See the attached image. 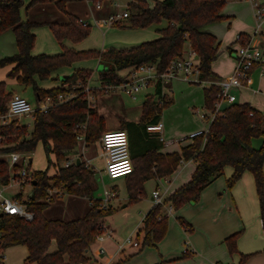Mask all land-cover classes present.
Wrapping results in <instances>:
<instances>
[{"label": "trees", "instance_id": "1", "mask_svg": "<svg viewBox=\"0 0 264 264\" xmlns=\"http://www.w3.org/2000/svg\"><path fill=\"white\" fill-rule=\"evenodd\" d=\"M67 1L76 0H30L26 7L37 2H54L69 18L66 24H48L54 37L59 41L66 38L79 42L89 34L90 25L82 26L77 17L66 11ZM227 1L153 0L150 5L146 0H132L127 4V27L149 28L164 21L165 25L156 29L159 37L128 48L110 47L104 51L83 52L65 48L58 55L48 56L31 54L35 42L31 29L37 23L21 19L23 0H0V33L11 29L18 48L16 54L0 59V67L13 64L7 76L15 78L21 84L30 85L37 102L46 96L55 101L59 94H73L52 105L46 112H34L31 132L25 126H18L17 120L8 124L0 122V153L33 152L36 145L41 143L47 157V166L51 164L48 157L50 153L54 154L58 165L53 176L47 175V167L45 170L32 172L31 194L23 199L27 209L33 214L32 220L26 221L17 215L6 213L0 216V264H4L3 252L15 245L26 247L24 262L27 263L66 264L87 262L90 259L87 252L95 235L103 233V218L110 213V207L100 210L98 200H93L90 210L83 218L69 221L46 219L42 213L51 201L48 196L53 189L89 199L93 197L94 189L89 182V176L93 173L91 169L76 160L67 167L59 165L69 160L68 155L76 149L79 135H83L85 142L91 143L98 140L105 130L104 119L91 105L88 95L110 91L108 86H116L125 81L126 74L117 73L123 69L155 64L159 73L164 72L171 60L183 54L184 47L188 44L198 57V83L211 82L208 87L203 88V94L205 108L213 109L219 91L215 82L219 77L212 71V62L218 55V47L215 36L202 28L224 18L221 10ZM246 41L247 39L241 43ZM86 58L99 60V87L88 86L91 71L87 69L74 70L64 81L68 83L66 88L59 86L42 89L37 86L34 76L46 79L52 71ZM159 93L160 86L157 83L154 93L146 94L142 101L140 123L143 126L157 123L162 109L172 101L163 100V97L158 96ZM11 96L5 90V83L0 81V114L6 111L5 105ZM120 124L123 127V119H120ZM82 125L85 127L82 128ZM254 138H262L258 148L252 146ZM192 139V143L182 146L179 152L163 154L158 153L155 148H149L131 158L133 171L125 177L128 197L132 201L141 195L146 180L169 176L181 161L192 160L195 164L190 180L144 215L142 243L152 245L165 235L167 216L162 210L163 205L178 209L186 203L197 202L202 190L222 174L225 166L233 169L226 180L227 188H231L244 171L252 174L264 232V119L259 110L245 102L230 103L209 123L206 134L195 135ZM13 167L17 168V163ZM10 179L9 165L0 158V183L8 184ZM16 197L22 199V194L18 193ZM178 220L189 231L192 230L183 219ZM240 234L238 231L224 239L230 255L238 252L236 241ZM52 244L55 249L50 251ZM249 255L251 254L241 255L238 264H243Z\"/></svg>", "mask_w": 264, "mask_h": 264}, {"label": "crops", "instance_id": "2", "mask_svg": "<svg viewBox=\"0 0 264 264\" xmlns=\"http://www.w3.org/2000/svg\"><path fill=\"white\" fill-rule=\"evenodd\" d=\"M76 1H80V3L81 1L89 2V3L91 2L92 4L91 5L92 9L90 11L91 17L85 18L90 25V32L84 39H82L79 42H72L71 40L66 38L59 41L54 37L48 24L49 23L66 24L68 23L69 18L66 15H62L61 13L51 9L54 8L52 5H50L51 3L49 5L45 4V6L43 7L42 4L36 6L41 10V13L43 14L39 18L32 17L30 15V12H27L26 10L24 14H22V8L24 7L23 4V6L20 8L21 19L23 21L28 20L37 23L31 29V31L35 35L34 46L31 50L32 55H37V54H45L48 56L58 55L62 53L63 49L65 48L73 49L76 52H83L88 50L104 51L110 47L128 48V47L136 46L143 41H147L159 37L160 34L156 31V29L158 28V26L162 27L160 26L161 24L163 26L165 25V22L163 21L162 23L156 26L155 30L150 29V27L128 28L127 17L120 18L117 23H112L108 25L107 23L104 22L105 19H107V17L110 14L120 13L119 9L117 8V5L113 0H107L108 4H106V6L102 4L104 0L103 1L101 0L100 7H96L95 2H92L90 0H76ZM130 1L132 0H129V2ZM146 1L150 5L153 3V0H146ZM67 4H68L67 11L69 14L84 18L83 14L85 11H83V14L76 12L77 7L79 5H73L76 3H67ZM124 9L127 12H129L127 5L125 6ZM221 14L224 16L223 19L228 18V15L223 13V8L221 10ZM123 25L124 27H122ZM211 25H214V23L204 26L202 30L215 36L216 44L219 49L220 44L218 42V36L214 33V31L209 29L211 28ZM250 34H251L250 32H239L238 35L240 36V39L236 38V42L242 44L241 41L248 39ZM261 34L262 33H260V36L258 38L260 40V45L264 50V35H262L261 37ZM231 50L232 49L229 48V52H231ZM17 52H18V48L16 45L14 33L6 31L3 34H1L0 59L6 56H12ZM227 64L229 66H227L226 68L222 67V63L219 62L212 64V71L219 77V80L222 79L224 76L230 75L232 73L235 65L234 58L232 61H228ZM12 67L13 64H8L0 67V81H3L5 83L6 92H9L11 95L19 94L24 96L26 89H28V87L31 86L26 84H21L17 82L15 78L8 77L7 73L11 70ZM99 68H101V65L99 64V60L97 58L80 59L73 61L68 66H63L52 71L50 73V76L46 79H39L37 76H34V79L36 81L37 86L42 89L55 88L59 86H63L64 88H66L68 83H64V81L74 70L87 69L91 71V75L88 79V86L92 88H97L100 86L98 73H97ZM254 70L257 71L259 69L255 68L253 69V71ZM127 71L128 69H123L118 71L117 73L119 75H124L126 74ZM257 75L258 76L254 78L255 86L250 85L248 88L245 89L250 91L251 93L242 94L241 96H239L238 102L236 101L235 102L236 103L245 102L248 103L253 108H256L257 110H261L264 109V101H262L259 96L260 95L264 96V90L261 89L262 88L261 84L263 83L262 79L264 78V75L261 76L259 74V71ZM152 89L155 91V86H153ZM31 95L34 97L33 91ZM65 96L67 97L70 95L66 93ZM203 98H204V94H203ZM169 99L172 98L169 97ZM101 101L102 103L98 107V113L104 119L105 129L123 128L125 130L128 138V148H129L130 158L137 155L138 153H142L145 150L149 149L150 148L149 142L153 146V148L157 150L158 153L166 154V153L176 152L170 149L172 145L171 141H165L161 136L163 131V124L161 123V121H158L162 125L160 131H151V132L147 131L146 126H143L140 123L142 103L138 108L127 107L123 103V100L120 97V95L116 93L110 95L109 94L104 95ZM35 103H37L36 100ZM16 117L18 116H10L7 119L6 124L10 123L13 120H18ZM120 118H122L124 121L123 127L120 124V120H119ZM130 129L135 130L134 132L135 136H137L138 138V144H136V146H138V150H136V148L134 150L132 147L133 146L132 142H130L131 140H133L130 137V133H129ZM190 138L191 141L188 144L192 143L193 141L192 137ZM256 139L260 140L259 144L261 145L262 138H256ZM255 141L256 140L252 139V146L258 148L256 147V145H254ZM84 143H85L84 138L77 141L76 149L70 153L71 157L70 156L68 157L69 158L68 161L73 163L77 158H79V162H83L86 167H88L93 171L92 169L93 167L91 168V166H93L91 164L92 158L87 156L85 157L84 156L85 154L81 153V150L83 151V149L87 148V146L91 147L90 145L91 143L87 144V146H85ZM93 144L94 145L92 146V148H94V151L95 152L98 151L99 155L102 157L100 153V146L98 141L96 140L95 142H93ZM180 149L178 151H180ZM8 155L9 153H0V158L1 159L5 158L6 160ZM29 159H31L29 161L31 163L32 158ZM181 162L176 167V169L170 174V176L161 177V179L163 178V180L167 182V186L165 188V192L167 195L171 194L174 190H176L183 184L187 183L191 178V174L195 170V164L192 160H187L186 162H182V163ZM50 165L55 166V163L51 161ZM50 165L47 166L46 172L48 176H53L56 173L57 167L56 166H55L56 168L54 167L55 169L54 173H49L48 169ZM262 169L264 171V162L262 164ZM104 172H105V161H104ZM232 172L233 169L231 166H225L222 174L217 178H215L208 186H206V188L202 190V192L200 193L199 200L197 202L193 204L185 205L184 208L181 209V212L177 211V213H182L183 215L184 212L186 211V208L191 207L194 210V213L198 214L200 217L207 214L208 212H212L213 210H216V214L219 213L225 216V214L227 213L229 215L228 218H223L220 215L221 218H218V220L216 219L214 221L215 224L214 228H216L214 233H212V230H208L207 228L202 229L200 232L198 231L204 237V241H203V245H201L200 243L199 245L195 244V247H193L195 250L203 252V251H212L215 249V247L219 248V252L221 253V255L219 256V258H214L213 259L214 262L213 261H212L213 263L211 262L212 264H237L236 262L237 260L239 261L241 255H246V254H251V255L247 257L244 264H264V232L262 230L260 213L258 211L259 205H258V198L256 195L253 176L250 172L244 171L241 177L234 183V185L231 188H227L226 180L231 176ZM110 180H115V179H110ZM56 191L58 190L50 191L51 202H49L48 205L42 211L43 216L46 219L69 221V220L83 218L90 210L92 206V201L100 199L94 197V192L92 199H89L84 196L67 194V200L64 202L62 201V199L60 200V198L62 197L58 196L56 194ZM18 193L14 194L13 196L16 197ZM61 194H63V192ZM22 199H24L23 196ZM151 199H153L152 192H151ZM123 206L124 205H122V207ZM59 207L61 208L58 209ZM58 215H62V216H58ZM63 216L64 217L68 216L71 218L65 219L63 218ZM103 221L105 223V218H103ZM218 221L220 222L219 224ZM189 222H191L194 227L196 226L198 228H204L198 226V225H202V223L199 222L198 220L197 221L190 220ZM238 231L241 232L240 236L236 241L238 252L230 255L228 254L227 247L226 246L224 247V243H225L224 239L227 236ZM113 233L114 231L111 230L110 235ZM54 249H55V245L52 244L49 250L53 251ZM124 258L126 259V257ZM31 264H36V263L32 262ZM107 264H124V261L120 259L117 262H112V260H110Z\"/></svg>", "mask_w": 264, "mask_h": 264}, {"label": "rangeland", "instance_id": "3", "mask_svg": "<svg viewBox=\"0 0 264 264\" xmlns=\"http://www.w3.org/2000/svg\"><path fill=\"white\" fill-rule=\"evenodd\" d=\"M29 1L30 0H23L24 7L22 8V14H24L26 10L27 12H30V15L32 17L39 18L43 14L41 13V10L36 6L42 4L43 7L45 6V4L49 5L51 3L50 5L54 7L51 9L61 13L62 15H66L57 7L54 2H37L30 5L29 7H26ZM113 1L117 5L120 13L125 11L124 8L129 2V0ZM257 1L259 3H264V0ZM67 3H76L73 5H79L76 12H79L80 14H83V11H85L83 14L84 18L74 15L75 17L84 19L85 21H87L85 18L91 17V2L89 3L81 1L80 3V1H67L65 4L66 11L68 10ZM102 4L106 6V4H108L107 0H104ZM253 11V5L248 1L228 0V2H226L223 7V13L228 15V18L214 23V25H211V28H209L218 36V42L220 44L218 55L216 59L213 60L212 64L219 62L222 63V67L226 68L227 66H229L227 64L228 61H232L233 58L235 60L234 50H237L240 46V44L236 42V36L239 32H250V37L256 27V20ZM156 26L157 25H152L150 29L155 30ZM160 26L163 25L161 24ZM6 31H9L11 33L13 32L11 29H7L1 32L0 35ZM260 31L262 33V37V35H264V20L261 23ZM229 48L232 49L231 52H229ZM195 64H198V61H195ZM258 71L259 70H254L251 72L252 81L249 85H254V78L258 76ZM230 75L224 76L223 78H227ZM196 79V74L192 75L190 77V80L174 78L170 79V81H168L166 85L162 87V91L167 95L166 99H169L170 97L172 98V101L162 109L158 121H161V123L163 124V131L161 136L165 141H171L172 145L170 149L172 151L179 152L178 150L181 146L188 144L191 141V138L189 137L190 133L199 130L205 131L208 127V121L205 120L201 115L207 113V110L204 106L203 88L208 87L210 85V82L204 81L198 83L197 81H195ZM262 82L263 83L261 84V89L264 90V78L262 79ZM152 88L153 86H149L147 89H142L137 94L136 100H132L120 90L107 91L104 93L97 92L93 95L89 94L87 98L91 105L97 109V111L98 107L102 103L101 99L103 98V96L113 93L120 95L125 106L138 108L140 107L146 94L154 93V90ZM245 89L246 88H233L230 90V92L235 96L236 102H238L239 96H241L242 94L251 93L250 91ZM31 94L32 88L28 87V89H26L25 91L24 96L29 100L32 106H35L36 103L34 97ZM71 94L72 92H68V95ZM259 97L262 101H264V96L260 95ZM228 104L229 103L227 102H223L222 107ZM16 118L18 119V126H25L28 132H31L33 127V113L29 115H20ZM116 129L117 128H111L105 130ZM134 132V129H130V137L131 139H133L130 142H132L133 146H131L133 147V149L135 150L136 148V150H138V146H136V144H138V138L137 136H135ZM254 140H256L254 142V145H256V147H259L260 140L256 138H254ZM84 144L85 146H87V144L89 143L85 142ZM90 145L91 147L87 146V148L83 149V151L81 150V153L85 154V157L87 156L92 158L91 164L93 166H91V168L93 167V173L89 176V182L92 184V187L94 189V197L104 198V189H108L114 193V196H111L110 201L108 202L110 213L104 217L105 225L109 229L113 230L114 233L111 235H105V239L101 243H98L96 241L93 242V244L90 246V250L87 252V256L90 259L86 262V264H107L110 260H112V262H117L120 259L124 261V264H212L214 262V258H219L221 253L219 252V248L217 247H215V249L212 251L203 252L195 250L193 247H195V244L199 245V243L203 245L204 237L199 233L202 229L207 228L208 230H212V233H214L216 229L214 228V221L216 219L218 220V218H221V216L223 218H228L229 215L227 213L225 214V216L219 213L216 214V210H213L212 212H208L207 214L200 217L198 214L194 213V210L191 207L186 208V211L183 215L182 213H177V211L181 212V209H183L185 205L193 203H186L178 209H173L172 207L170 208L169 205H163L162 210L167 216V229L165 235L159 241L155 242L152 245L143 244L142 241L144 234L142 231V220L145 213H147V210L154 206V200L151 199V192L152 190L158 188L161 196L163 194L165 195L162 196V199L164 201V199L168 196L165 192L167 182L163 180V178H150L143 183L142 193L138 197V199L133 201L129 200L127 191V177H121L115 180L108 179L104 172L103 157L99 155L98 151H94V148H92V146L94 145L93 142H91ZM149 145L150 148H153L150 142ZM17 153L20 155V161L17 163V168H14L10 161L6 158V162L9 165V175L11 179L7 185H3L0 183V192L2 193L0 194L3 197L11 198L14 197V194L19 192L22 194L24 199H27V197H29L31 194L32 186L27 182L26 184L19 186L12 179L15 177L16 171L19 172L21 168L26 169V171L29 173L33 172L34 170H45L48 164L47 157L41 143H38L36 145V148L33 152ZM69 156L71 157V154H69L68 157ZM48 157L52 162L55 163V166L57 167L58 165L56 164L54 155L50 153ZM29 158H32L31 163H29ZM63 163L64 162H61L59 163V165L63 166ZM55 166L50 165L48 172L54 173ZM59 191L62 193L61 190ZM58 196L62 197L60 198V200L62 199V201L64 202L67 200V194L65 193ZM122 205L124 206L122 207ZM60 208L61 207H59L58 209ZM63 218L69 219L71 217L63 216ZM179 218L183 219L190 226L192 225V230L189 231L187 228H185V226H183V224H181V222L178 220ZM190 220H198L202 223V225L198 226L204 228H198L196 226L194 227L193 224L189 222ZM219 223L220 222L218 221V224ZM129 237L131 239H137L139 245L137 247H133L129 243H127L126 239ZM225 246L226 244L224 243V247ZM100 247L104 249V252L98 254L97 251ZM3 253L4 264H31L24 262L27 253L26 248L23 245L8 247ZM124 257H126V259ZM239 262L240 259L239 261L237 260L236 263L238 264Z\"/></svg>", "mask_w": 264, "mask_h": 264}, {"label": "built area", "instance_id": "4", "mask_svg": "<svg viewBox=\"0 0 264 264\" xmlns=\"http://www.w3.org/2000/svg\"><path fill=\"white\" fill-rule=\"evenodd\" d=\"M248 1L253 5L254 17L256 20V27L253 34L248 37L244 44H240L237 50H235V65L231 75L227 78H222L217 82L219 91L216 94V101L213 105V109H207V113L203 114V118L210 123L217 115L222 112L223 102L233 103L236 101L235 96L230 92L232 88H248L251 83V72L254 68L259 69V74L264 75V50L260 45V26L264 20V3H259L257 0H242ZM96 7H100V2H95ZM128 12L125 10L122 13L110 14L105 23L112 24L117 23L120 18L127 17ZM78 22L82 26L89 25L88 21L78 18ZM98 22V21H97ZM240 39V36H236ZM196 54L194 50L186 44L183 50V54L179 57L174 58L170 61L168 67L164 72L159 73L157 71L155 64H144L136 68L129 69L126 73V80L116 86H108L107 89L110 91L120 90L126 96L132 100H136L137 94L142 89H147L149 86H156L157 83L160 86L159 97H163V100H167V95L162 91V87L166 85L170 79L183 78L184 80H190V77L194 74L198 75V64H195ZM198 81V77L195 80ZM194 82V81H193ZM204 82V81H203ZM209 82V81H208ZM211 83V82H210ZM87 90V89H86ZM88 92V91H87ZM72 95V94H71ZM70 96H65L59 94L57 99L54 101L51 97L46 96L41 99L35 106L29 102L27 98L19 94H12L11 98L6 104V111L0 114V122L6 123L10 116H20V115H34V112H46L52 105L62 102ZM264 119V110H259ZM252 114V113H250ZM209 125V124H208ZM161 123L157 122L154 124L146 125L147 131H160ZM85 126L82 125V128ZM207 129L204 131H196L190 134V137H194L198 134H206ZM83 135L77 137L78 140L82 139ZM98 143L100 146V153L105 161V174L110 179H116L119 177H125L126 175L132 173L133 164L129 154L128 148V138L125 130H104L100 137L98 138ZM7 159L12 165L20 161V155L17 152L9 153ZM71 164L70 161L63 163V166L67 167ZM32 179V172L29 173L26 169L21 168L19 172H16L15 177L12 179L19 186L23 184L30 183ZM51 191V190H50ZM49 191L48 198L51 199ZM57 195H61L60 191H56ZM104 198L98 199V209L106 210L108 208V202L110 197L114 196V193L108 189L103 191ZM152 197L154 200V205L162 204L163 199L161 193L158 189L152 191ZM0 213L13 214L23 218L26 221H30L33 218L32 212H30L23 199L18 197H3L0 195ZM103 233L96 234L94 237V242L101 243L105 239V235H110L111 230L103 222ZM126 242L133 247L139 245L137 239H131L130 237L126 239ZM120 247V246H119ZM104 249L100 247L97 251L98 254L103 253ZM2 252H0L1 254ZM4 258V253H3ZM4 263V262H3ZM66 264H86V262H69Z\"/></svg>", "mask_w": 264, "mask_h": 264}, {"label": "water", "instance_id": "5", "mask_svg": "<svg viewBox=\"0 0 264 264\" xmlns=\"http://www.w3.org/2000/svg\"><path fill=\"white\" fill-rule=\"evenodd\" d=\"M196 59L198 58L197 56L195 57ZM31 159H29L30 161ZM76 162L78 163L79 162V158L76 159ZM2 215V213H0V216Z\"/></svg>", "mask_w": 264, "mask_h": 264}]
</instances>
